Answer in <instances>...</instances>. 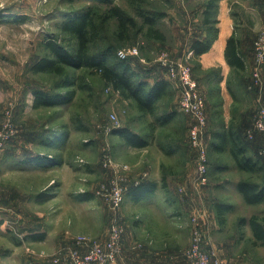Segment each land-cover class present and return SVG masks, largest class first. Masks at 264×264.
Masks as SVG:
<instances>
[{
	"label": "rangeland",
	"instance_id": "1",
	"mask_svg": "<svg viewBox=\"0 0 264 264\" xmlns=\"http://www.w3.org/2000/svg\"><path fill=\"white\" fill-rule=\"evenodd\" d=\"M208 1L149 0L144 10L165 13L158 20V27L165 32L167 40L164 43L150 41L145 36V26L142 32L132 30L134 38L118 48V53L138 49L137 55H129L128 58L138 59L134 63L140 76L142 74L150 84L161 79L170 83V92L160 102L159 111L165 112L170 108L177 115L165 125L157 119L160 112H157V117L140 112L133 101L108 86L101 75L89 70H70L73 86L67 90L72 89L76 93L70 105L33 108L36 89L52 94L63 83L62 77L35 74L30 70L33 62L50 55L45 41L58 39L62 42L65 39L62 43L69 48L75 47L74 40L63 33V23L90 9L99 15L106 13L113 4L134 17L138 28L143 27V19L135 5L125 0H113L111 5L101 0H0V127L11 120L20 130L19 135L3 149L8 148L11 155L3 167L0 184L4 188L21 189L32 198L23 200L21 207L0 206V264H54L63 251L76 247L79 237L103 243L115 218L125 227V234L128 232L134 238L133 247L139 249L136 253L146 250L161 257L165 253L167 258L165 261L160 259L158 264H169L170 257H176L175 261L182 260L183 264L185 252L191 244L193 216L200 217L208 248L217 251L223 249L229 240L239 238L242 233L240 219L249 220L253 216L264 219V203L246 204L236 187L247 179L264 184V172L247 174L241 171L231 153V146L219 150L217 144L220 141L214 142V131L233 128V131L248 132L253 128L259 98L264 95V88L260 89L253 77L254 44L264 30V0L217 2L216 26L219 28L220 17H225L233 27V34L241 40L246 62L245 71L234 68L230 77L247 79L251 90L248 89L250 95L239 96L231 107L222 96L221 83L212 79L215 72H221V68L205 69L201 63L202 56L195 57L191 51L193 41L206 36L203 13ZM117 30V21L110 20L103 38L95 46V52L104 43H115ZM164 53L171 60L184 62L192 69L206 101L212 159L209 176L212 181L209 189L200 192L195 186V151L189 143V128L193 120L180 109L178 81L170 79L159 62ZM262 78L264 82V70ZM244 114L251 118L241 119ZM121 128H128L143 137L148 146L142 149L130 147L114 134ZM48 129L56 130L57 135L67 133L60 150L42 144L46 137L43 140L40 137ZM32 131L42 134L35 140L25 139ZM261 137L251 145L253 151L263 143ZM213 142L215 146H212ZM145 149L148 157L158 160V166L161 159L160 173L171 189L160 187V197L152 202H135L127 196L120 209H112L96 194L99 187L113 176L110 169L104 168L105 158L108 156L113 163L125 167L131 180L142 182L145 179L140 176L148 174L145 169L150 167L145 165L148 162L144 160L147 158L143 154ZM26 151L48 152L63 162L52 165L47 173L20 171V167L14 165V152ZM105 153L108 155L104 158ZM171 170L174 175H169ZM52 178L54 184L46 190ZM34 188H38L36 193L31 191ZM181 188L184 193L180 192ZM83 195L91 196L83 201L80 199ZM218 204L226 206L223 224L217 215ZM39 233H45V238L33 240L32 236ZM243 233L246 234L244 230ZM251 246L250 243L248 247ZM261 250L264 261V246ZM120 258L122 263L119 259L116 264H128L123 252Z\"/></svg>",
	"mask_w": 264,
	"mask_h": 264
},
{
	"label": "trees",
	"instance_id": "2",
	"mask_svg": "<svg viewBox=\"0 0 264 264\" xmlns=\"http://www.w3.org/2000/svg\"><path fill=\"white\" fill-rule=\"evenodd\" d=\"M101 1L110 5L114 3L113 0ZM125 1H129L135 5L137 12L143 19V27L138 28L137 20L134 17L126 13L120 6L113 4L106 13L99 15L93 9H90L63 23L61 29L64 34L69 35L74 40L75 47L69 48L62 43L63 41L65 42V39H62V42L58 39H49L45 41V47L50 52V55L33 62L30 65V70L35 74H50L62 77L63 83L59 85L57 89H54L55 93L52 94L47 91H42L41 89H36L33 93V108L35 110L70 105L76 95L75 91L72 89L67 90V88L73 86V80L69 74L70 70H89L101 75L108 86L119 91L126 99L133 101L140 112L154 116L160 112L159 104L169 94L171 88L170 83L161 79L155 81L154 84H150L142 77V74L140 76V72L134 63V61L138 59L134 57L128 59L120 58L118 56V48L122 46L123 42L134 38L135 35L132 34V30H141L142 32L145 26L147 27L145 31L147 39L152 42L164 43L167 40V36L165 32L158 27V20L162 19L165 13L144 10L149 0ZM218 1L219 0H209L205 7L203 24L206 29V36L204 38H197L193 41L191 51L195 57H200L208 53L218 39L219 28L216 26L218 20L214 19ZM113 19L118 23V30L114 35L115 43H104L103 47L95 52V46H97V42L103 38L107 23ZM241 44V40L237 38L236 34H233L228 39L225 55L228 64L232 68L245 71L246 62ZM214 79L219 80L218 75H216ZM60 89H65L66 91H56ZM176 115L177 113L169 108L165 112H160L158 117H156L162 124L167 125L173 121V117ZM44 132L45 131L42 132L43 135L40 137L42 140L44 137L47 138H45V141H41L44 146L56 150H60L63 147L67 133L57 135L56 130L53 129H48L45 133ZM42 133L38 134L32 131L25 139L35 140ZM22 134L23 132L21 135ZM114 134L124 140L130 147L142 149L148 146V141L146 139L128 128L117 129L114 131ZM261 136L260 134H256L255 138L251 140L249 139L248 132L244 130L233 131V128H230L228 131H214V142L220 141V144H217L219 150H224L228 145L231 146V153L237 162L238 168L247 174H255L264 172V156L260 154L263 143L261 142V146H257L256 151H253L251 147L259 138H262ZM48 138L51 139V141H48ZM11 141H9L6 146ZM214 142L212 146H215L216 143ZM25 153L29 155L37 154V162L41 167L44 166L42 162L43 159L50 162V167L51 165L63 162L48 152L26 151ZM211 161L212 159L209 153V169H211ZM146 181H142L138 186L132 184L127 196H132L138 202L152 197L156 193L157 185ZM237 188L242 194L246 204L259 205L264 203V184L247 179L240 181ZM88 196L90 197L91 195H83L80 199L83 201L88 200L90 199ZM227 206H229V208L231 207L230 205ZM216 207L219 222L223 224L224 216L227 212L225 209L226 206L218 204ZM239 223L241 225L249 223L253 230L256 244L261 242L262 246H264V219L253 216L249 220L242 218ZM44 238L45 233L32 236L33 240H43ZM171 258L172 257L169 258L170 261H172ZM176 262L182 264V260Z\"/></svg>",
	"mask_w": 264,
	"mask_h": 264
},
{
	"label": "built area",
	"instance_id": "3",
	"mask_svg": "<svg viewBox=\"0 0 264 264\" xmlns=\"http://www.w3.org/2000/svg\"><path fill=\"white\" fill-rule=\"evenodd\" d=\"M134 52V53H132ZM132 52L120 51L119 57L128 59L129 55H137L138 49ZM159 62L166 70L170 79L178 81L181 92L180 109L191 116L193 123L189 128V143L195 151V186L197 191L205 190L210 182L209 176V134L206 101L199 91L197 81L193 76L192 69L184 62H175L164 53ZM254 70L253 77L256 85L264 88L262 72L264 70V30L258 35L254 44ZM20 133L19 128L8 120L0 127V151L6 144ZM256 134L263 136V145L260 154L264 156V95L259 98V109L253 128L248 131L249 139L253 140ZM108 154L105 153L104 158ZM104 168L112 171V178L108 183H103L97 195L103 198L114 210L120 209L124 204L131 185L138 186L141 180H131L126 174V168L112 162L107 156ZM141 178H147L148 174H142ZM184 193V189H180ZM201 195V194H200ZM191 244L185 252L183 264H228L214 248H208L207 239L199 216L192 217ZM125 227L119 219H114L106 240L103 243L93 242L82 236L76 240V247L67 249L61 253L54 264H116L123 252V238ZM176 257H172L169 264H176ZM63 260V261H62ZM34 264V263H33Z\"/></svg>",
	"mask_w": 264,
	"mask_h": 264
},
{
	"label": "crops",
	"instance_id": "4",
	"mask_svg": "<svg viewBox=\"0 0 264 264\" xmlns=\"http://www.w3.org/2000/svg\"><path fill=\"white\" fill-rule=\"evenodd\" d=\"M219 30L220 31H219L218 39L215 41L212 49L208 53L202 55L201 63L205 69L221 68V72H215L216 74H214V77L212 79L214 81H217L218 83H221L222 96L225 99V103L231 107L232 103L236 99H239V96L246 97L250 95L248 93L250 89L248 88L247 79L240 77L235 80L230 77L232 73V69L234 68H232L228 64L226 60L225 52H226L228 39L233 35L234 30H233V27L229 24V22L225 19V17H220ZM253 58H254V52H253ZM249 64L251 66L252 61H250ZM216 75H218L219 80L214 79ZM208 78L210 79V77ZM242 112H244V110ZM246 117H249L248 114L242 115L241 119H245ZM249 118H251V116ZM147 152H148L147 149H145L143 151V154L147 155ZM10 155L11 153L8 151V148H6L4 151L3 150L0 151V175H2L3 167L7 163L6 161L9 160ZM148 156L149 155H147L148 159L146 158L144 160L145 162L148 160V162H146L145 165H149L150 167L145 169L149 173H148V177L145 178L144 181L147 180L146 182L155 183L157 185V188H156V193L152 197L146 198L141 201L152 202L153 200H156L158 197H160L158 196V191H160V187L162 188L164 187L165 189L170 190L171 185L168 183L167 180H165V176L160 173L161 159L159 160V166H158V163H157L158 160L153 156H150V157ZM13 160H15L14 165H18L20 167V171L47 173L49 172V169H51L52 167V165L51 167L49 165L50 162L45 159L42 160V162L44 163V166L42 167L39 166L37 162L38 161L37 154L29 155L24 152H14ZM165 172L166 171L164 170V173ZM174 174L175 172L171 170L169 175H174ZM211 181L212 180L210 179L209 185L206 189H209ZM53 182H54V179L52 178L50 182H48L46 186L47 187L46 190H48L51 186H53L54 184ZM237 186L238 184H236V187ZM37 189L38 188H34L31 191L36 193ZM29 196L30 195L24 193L23 190L21 189H18L16 187L4 188L3 185L0 184V206L2 207H10V206L21 207L20 205L23 200L24 201L32 200V198H30ZM210 198H213V197H210ZM133 200L135 202H138L134 198ZM214 200L215 199H213V202ZM242 200H244V198ZM241 229H242V233L239 236V238L237 239L235 238L234 240H229L228 242L224 243L223 249H220L219 253H221L222 257L224 258L225 261L228 262V264H264V261L262 259V256H263L262 250H261L263 247L262 243L258 242L256 244V239L254 237V233H253V230L250 224L246 223V224L241 225ZM243 230L246 232V234L243 233ZM134 243H135L134 238L131 237V235L128 232H126L124 236V240H123V254L128 264H135V263L153 264V262L154 264H158L160 262V259H163V261H165V259L167 258V255H164L165 253L162 254V257L158 254L147 253L146 250H142L143 253L142 252L136 253V251L139 249H135V247H133ZM250 243L252 246L248 247ZM119 259H120L119 262L122 263L123 259L121 258ZM137 259H139V262L136 261Z\"/></svg>",
	"mask_w": 264,
	"mask_h": 264
}]
</instances>
